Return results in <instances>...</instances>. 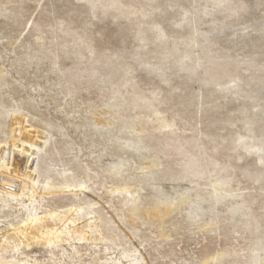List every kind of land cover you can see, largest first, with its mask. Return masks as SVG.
Listing matches in <instances>:
<instances>
[{"label": "rangeland", "instance_id": "rangeland-1", "mask_svg": "<svg viewBox=\"0 0 264 264\" xmlns=\"http://www.w3.org/2000/svg\"><path fill=\"white\" fill-rule=\"evenodd\" d=\"M0 264H264V0H0Z\"/></svg>", "mask_w": 264, "mask_h": 264}, {"label": "bare ground", "instance_id": "bare-ground-1", "mask_svg": "<svg viewBox=\"0 0 264 264\" xmlns=\"http://www.w3.org/2000/svg\"><path fill=\"white\" fill-rule=\"evenodd\" d=\"M24 161V160H23ZM23 165V164H22ZM16 185V184H15ZM2 186L6 189V190H10V189H13L14 187V184L11 180H5L3 183H2ZM18 186V185H16ZM16 188V187H15Z\"/></svg>", "mask_w": 264, "mask_h": 264}]
</instances>
